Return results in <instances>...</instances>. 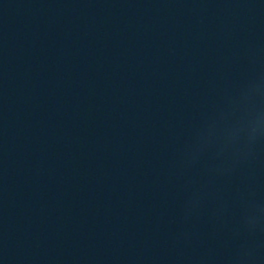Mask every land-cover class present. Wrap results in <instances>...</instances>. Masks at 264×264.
Wrapping results in <instances>:
<instances>
[{
    "label": "clouds",
    "instance_id": "9594fccd",
    "mask_svg": "<svg viewBox=\"0 0 264 264\" xmlns=\"http://www.w3.org/2000/svg\"><path fill=\"white\" fill-rule=\"evenodd\" d=\"M237 125L244 129L243 132H246L249 128L253 129L255 132L258 127L264 126V111H246L237 121Z\"/></svg>",
    "mask_w": 264,
    "mask_h": 264
}]
</instances>
